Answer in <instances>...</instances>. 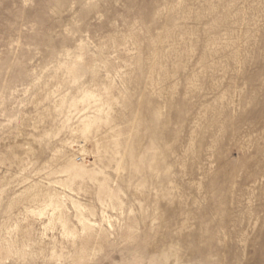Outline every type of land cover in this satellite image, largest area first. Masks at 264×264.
<instances>
[{
  "label": "rangeland",
  "instance_id": "rangeland-1",
  "mask_svg": "<svg viewBox=\"0 0 264 264\" xmlns=\"http://www.w3.org/2000/svg\"><path fill=\"white\" fill-rule=\"evenodd\" d=\"M264 264V0H0V264Z\"/></svg>",
  "mask_w": 264,
  "mask_h": 264
},
{
  "label": "clouds",
  "instance_id": "clouds-1",
  "mask_svg": "<svg viewBox=\"0 0 264 264\" xmlns=\"http://www.w3.org/2000/svg\"><path fill=\"white\" fill-rule=\"evenodd\" d=\"M132 264H136V262H135V261H133V262H132Z\"/></svg>",
  "mask_w": 264,
  "mask_h": 264
}]
</instances>
